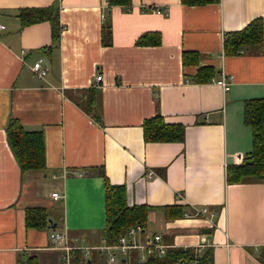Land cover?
Masks as SVG:
<instances>
[{"label":"crops","instance_id":"crops-1","mask_svg":"<svg viewBox=\"0 0 264 264\" xmlns=\"http://www.w3.org/2000/svg\"><path fill=\"white\" fill-rule=\"evenodd\" d=\"M48 6L57 16L22 25V9ZM107 6L0 0V264H22L25 256L38 264L146 262L139 247L113 249L104 238L105 177L125 184L128 205L151 207L143 230L129 240L142 244L160 234L169 251L198 257L209 249L212 264H264V179L230 183L226 176L252 149L245 102L264 99V0ZM258 17L261 48L226 55V33ZM35 62L48 69L42 78L32 71ZM200 70L208 80H196ZM223 75L226 90L218 84ZM158 113L184 127L181 141L144 140V119ZM11 117L43 131L44 169L21 171L6 137ZM161 207L183 215L166 217ZM26 208L44 209L51 222L26 227ZM53 223L65 244L53 245Z\"/></svg>","mask_w":264,"mask_h":264},{"label":"trees","instance_id":"trees-1","mask_svg":"<svg viewBox=\"0 0 264 264\" xmlns=\"http://www.w3.org/2000/svg\"><path fill=\"white\" fill-rule=\"evenodd\" d=\"M187 5H201L218 2L219 0H180ZM108 8L113 5L127 6L130 0H107ZM22 25H29L42 19H50L57 16V11L53 6L45 8L22 9L20 11ZM107 16V15H106ZM102 42L109 43L111 31L109 24L102 25ZM53 39L58 41L56 23H54ZM148 34L141 35L137 44L146 42ZM263 41V23L260 17L252 19L241 30L227 32L223 41V51L226 55H235L241 48L255 47L259 50ZM196 55V54H194ZM185 62V59H184ZM210 76V75H209ZM208 76V77H209ZM198 82L208 80L207 74L201 70L196 76ZM90 108L93 101L87 102ZM101 124L100 116H94ZM244 120L252 131V149L246 157V161L227 169V181L230 183L242 182L251 178L264 179V99H250L244 105ZM145 141H181L184 136V127L180 124H170L165 122L161 114H155L144 119L142 123ZM7 142L12 150L21 171L42 170L45 167V139L42 130H26L22 123L11 117L6 126ZM104 175V174H103ZM105 184V228L104 238L108 244L116 243L121 235L133 226L145 224L147 213L151 209L148 205H128L127 190L125 184H112L106 177ZM161 207L163 211L171 215L182 216L183 212L170 207ZM170 215V216H171ZM169 216V217H170ZM48 215L42 208L25 209V225L28 228L41 229L48 225ZM184 264H212V253L206 250L196 257L190 250L176 249L169 251L162 257L151 256L146 262L140 264H176L178 260ZM22 264H38L35 257L25 256Z\"/></svg>","mask_w":264,"mask_h":264},{"label":"built area","instance_id":"built-area-1","mask_svg":"<svg viewBox=\"0 0 264 264\" xmlns=\"http://www.w3.org/2000/svg\"><path fill=\"white\" fill-rule=\"evenodd\" d=\"M4 25L0 24V29L3 28ZM32 71L33 73L42 78L43 76L46 75V73L48 72V69L45 68L40 62H35L32 66ZM101 74H98L95 77V82H99L101 80ZM218 84H220L222 86V88L224 90L227 89L228 86V81H227V77L226 76H222V78L220 80H218ZM242 156L238 155L237 156V160L241 161L242 160ZM51 197L54 199H57L58 197H60V194L58 192H52L51 193ZM206 208H203L201 210V213H207L206 212ZM142 231V226L140 224H137L133 227H131L126 234L121 235L118 239V241L111 245V248H120L122 250H126V249H130L133 247H139L141 249L142 254L140 255V261H144L146 260L148 257L150 256H159L162 257L166 254L167 252V246L162 242L161 240V236L160 234H154L150 237H147V239L145 240L144 243L142 244H137L136 242L129 240L130 236H133L139 232ZM50 239L53 242V245L59 246L61 244H65L66 242V235L63 232H58L56 230L52 231V233L50 234ZM85 252L88 254L90 253V248L89 247H85ZM108 246L105 247H101L99 246L98 249L100 250V252L103 251V249H107ZM110 263H113L114 261V256L112 254H110V258H109ZM176 264H184L180 259L176 262Z\"/></svg>","mask_w":264,"mask_h":264},{"label":"water","instance_id":"water-1","mask_svg":"<svg viewBox=\"0 0 264 264\" xmlns=\"http://www.w3.org/2000/svg\"><path fill=\"white\" fill-rule=\"evenodd\" d=\"M48 222L49 223L51 222V219L50 218H48ZM52 229L55 230V224L54 223L52 224Z\"/></svg>","mask_w":264,"mask_h":264},{"label":"rangeland","instance_id":"rangeland-1","mask_svg":"<svg viewBox=\"0 0 264 264\" xmlns=\"http://www.w3.org/2000/svg\"><path fill=\"white\" fill-rule=\"evenodd\" d=\"M117 262H118V261H117ZM117 262H116V263H117ZM102 263L104 264V261H102ZM117 264H118V263H117Z\"/></svg>","mask_w":264,"mask_h":264}]
</instances>
